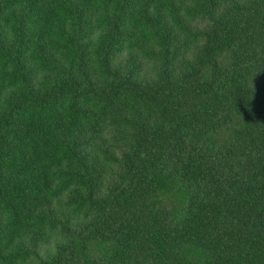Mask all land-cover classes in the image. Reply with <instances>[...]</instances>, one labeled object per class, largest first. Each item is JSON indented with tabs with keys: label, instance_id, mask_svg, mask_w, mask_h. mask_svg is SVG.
Returning a JSON list of instances; mask_svg holds the SVG:
<instances>
[{
	"label": "trees",
	"instance_id": "obj_1",
	"mask_svg": "<svg viewBox=\"0 0 264 264\" xmlns=\"http://www.w3.org/2000/svg\"><path fill=\"white\" fill-rule=\"evenodd\" d=\"M0 264H264V0H0Z\"/></svg>",
	"mask_w": 264,
	"mask_h": 264
}]
</instances>
